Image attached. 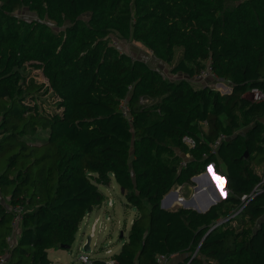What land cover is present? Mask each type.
Wrapping results in <instances>:
<instances>
[{"label":"trees","instance_id":"16d2710c","mask_svg":"<svg viewBox=\"0 0 264 264\" xmlns=\"http://www.w3.org/2000/svg\"><path fill=\"white\" fill-rule=\"evenodd\" d=\"M111 36L142 44L167 75ZM206 66L230 94L197 86ZM251 89L264 94V0H0V257L51 264L48 251L73 244L104 203L98 187L115 182L137 215L114 264H264V101L246 98ZM47 94L57 111L39 107ZM209 164L225 199L204 213L160 207ZM15 205L22 222L9 247Z\"/></svg>","mask_w":264,"mask_h":264},{"label":"rangeland","instance_id":"374dc122","mask_svg":"<svg viewBox=\"0 0 264 264\" xmlns=\"http://www.w3.org/2000/svg\"><path fill=\"white\" fill-rule=\"evenodd\" d=\"M15 15L27 21L36 19V16L32 12H29L25 9H20L16 11ZM111 38V45L116 47L119 51L124 52L130 55L131 57L141 59L148 63V65H150L151 67L157 66L158 60L152 57L148 50L142 44L133 42L127 43L125 41L118 40L113 36H111ZM175 59H177V52ZM172 65H170V67ZM160 67V70L161 72H163V75H167L168 67L167 69L166 67H164V65ZM25 69V75H27L28 77H32L38 83L47 84V81L43 77L41 71L36 69L33 70L27 67ZM176 77L177 76H167V78L170 79H178ZM203 82L210 83L212 87H215L216 92L220 95H228L231 93L230 87L227 83H225L224 81H219L213 78L211 75H209ZM201 84L202 83H198L197 86H203ZM245 97L249 100L252 99V94L250 93V91L245 94ZM54 100V98L47 94L43 95L37 101V103L39 104V107L41 109L45 110L48 113H52L57 111ZM27 103L31 105L32 102L27 101ZM181 157V159H184L185 154H181ZM256 172H258L261 177L263 176L261 169H256ZM221 173L222 172L220 171H215L212 167V164H209L206 167V171L204 172V174H200V176L198 175L199 177L196 176L198 177L197 180H193L194 177L191 179V185L174 187L162 199L163 203L160 202V207H163L162 209L169 211H174L179 208L201 211V209H203L201 208V206L207 208L210 205V197H214L216 200L218 199L217 203H219L221 200L224 199L225 196H227L226 193V195L224 193L220 194V189H223V176ZM196 188L200 190L196 192ZM259 188L262 190V186L258 187L257 190ZM98 189L102 192L105 197L104 203L101 205L100 208L95 209V213H93L91 219L88 222H86L87 220H85L80 224L75 240L69 249H62L57 251L50 250V252L48 251V258L51 261V264H80L78 263L77 258L80 254L86 253L83 250V246L85 245H83V242H86V239L89 235L90 244L89 251L87 252V254L92 259H101L105 261L108 257H112L114 254H117L119 252L120 247L122 246L124 240L127 237L130 222L137 215V210L133 206L128 205V203L120 192V188L115 184V182L111 183L108 187L99 186ZM174 191L176 192L179 198L183 199L184 202L182 204L176 202V200L173 198V194L170 195V193ZM195 192L198 193L197 196L195 195ZM192 202L194 203L196 208H194ZM236 214H233L232 218ZM94 217L98 218L92 221ZM233 225H235V223ZM8 246L11 247L12 244H8ZM107 251L109 252L105 254V252Z\"/></svg>","mask_w":264,"mask_h":264},{"label":"built area","instance_id":"2783aa9c","mask_svg":"<svg viewBox=\"0 0 264 264\" xmlns=\"http://www.w3.org/2000/svg\"><path fill=\"white\" fill-rule=\"evenodd\" d=\"M209 75H211L213 78L214 75L211 74L210 71V67L206 66L205 69L201 70L198 74H196L193 79L194 81H196V83H201L202 81H204ZM216 79V78H215ZM250 93L252 94V99L251 101L254 102H262L264 101V94L261 93L260 91H258L257 89H251ZM140 103H146L145 100H140ZM118 109L121 112L122 116L128 120L131 119L130 117V111H129V107L127 104L126 100H121L119 102L118 105ZM225 138L224 135H221L213 144H212V150H215V148L221 143V141ZM183 143L187 146L188 149H192L195 146V141L192 140L191 138H187L184 137L182 139ZM187 158H189V154L186 153L185 154V158L183 160H181L180 162V167H184L186 164V161L188 160ZM213 167V164H212ZM212 171V170H211ZM204 174V173H202ZM223 190H226L225 185L222 189V193ZM256 193L257 192H261L259 190H257V188L254 190ZM225 194V193H224ZM226 194H227V190H226ZM225 194V195H226ZM226 198V196L224 197V199ZM245 199V197H244ZM243 200V198H242ZM3 203V198L0 195V204ZM7 210L11 213L12 215V221H11V227H12V232L10 233V235L6 238V241L11 244V242L13 243L14 239H15V235L18 233V229L20 226V223L22 222V208L19 205H15V206H9L7 208ZM220 224V223H219ZM13 239V241H12ZM109 251L105 252L108 253ZM7 261V255H3L0 257V264H5V262ZM78 263L80 264H94L93 263V259L86 253L80 254L77 258ZM169 261V259L165 256H159L157 258V262L160 264H167V262ZM104 264H114V260L112 257H108L107 260L104 261Z\"/></svg>","mask_w":264,"mask_h":264},{"label":"water","instance_id":"95a60500","mask_svg":"<svg viewBox=\"0 0 264 264\" xmlns=\"http://www.w3.org/2000/svg\"><path fill=\"white\" fill-rule=\"evenodd\" d=\"M200 176V175H199ZM198 176V177H199ZM198 177H194L193 178V180H197L198 179ZM224 185H225V179L224 178H222V187H224ZM196 190V192H198L200 189H195ZM120 192L121 193H123V189L122 188H120ZM223 193H226V190H223ZM171 194H173V198L174 199H177V194H176V192L174 191V192H171L170 193V195ZM218 200V199H217ZM161 203H163V201L161 200ZM217 203V201L216 202H214V203H210V205L207 207V208H204V209H201V211H197V212H200V213H204V212H206V211H208L209 210V208H211L212 206H214L215 204ZM192 205L194 206V208H196V206L194 205V203L192 202ZM163 208V207H162ZM89 244H90V235L87 237V239H86V242H85V245L83 246V250H84V252H88L89 251ZM63 249H65V250H67V249H69L70 247L69 246H65V247H62Z\"/></svg>","mask_w":264,"mask_h":264},{"label":"crops","instance_id":"0c3cea01","mask_svg":"<svg viewBox=\"0 0 264 264\" xmlns=\"http://www.w3.org/2000/svg\"><path fill=\"white\" fill-rule=\"evenodd\" d=\"M151 55V54H150ZM152 56V55H151ZM153 57V56H152ZM157 60V59H156ZM164 65V67H166V65L165 64H163V63H161L159 60L157 61V66H163ZM157 66H155V67H157ZM163 73V72H162ZM202 84L201 85H203V86H210V87H212V85L210 84V83H208V82H201ZM225 86V85H224ZM226 87V86H225ZM230 87V86H229ZM212 89L214 90V91H216L215 90V87H212ZM230 91H232V89H231V87H230ZM203 192V191H202ZM196 196L198 195V193H196L195 194ZM177 200V199H176ZM171 201V200H170ZM93 213H95V210H93V212H91L90 214H88L85 218H84V220L82 221V222H84L85 220H87L86 222H88L90 219H91V217H92V215H93ZM96 218H98V217H94L93 218V220L92 221H94ZM133 220V219H132ZM131 220V221H132ZM130 224H131V222H130ZM87 226V225H86ZM18 231H19V229H18ZM83 234H84V232H83ZM85 244V242H83V245ZM57 251V250H56ZM49 252H50V250H49ZM49 252H48V254H49ZM49 257V256H48ZM180 260H179V257H176V258H173L172 260H170L169 262H167V264H176L177 262H179Z\"/></svg>","mask_w":264,"mask_h":264},{"label":"bare ground","instance_id":"6f19581e","mask_svg":"<svg viewBox=\"0 0 264 264\" xmlns=\"http://www.w3.org/2000/svg\"><path fill=\"white\" fill-rule=\"evenodd\" d=\"M211 172V171H210ZM205 185V184H204ZM206 186V185H205ZM199 187V186H198ZM205 189V188H204ZM196 193V192H195ZM222 193V190L220 189V194ZM176 200V199H175ZM210 202H212V203H214V202H216L217 200L214 198V197H210ZM220 200V199H219ZM176 202H178V203H180V204H182L184 201H183V199H181V198H179L178 196H177V200H176ZM204 203V202H203ZM202 204V203H201ZM198 205V204H197ZM206 205V204H205ZM201 208H205L204 206L202 207L201 206ZM200 209V208H199Z\"/></svg>","mask_w":264,"mask_h":264},{"label":"snow or ice","instance_id":"6c2138e0","mask_svg":"<svg viewBox=\"0 0 264 264\" xmlns=\"http://www.w3.org/2000/svg\"><path fill=\"white\" fill-rule=\"evenodd\" d=\"M223 194V193H222Z\"/></svg>","mask_w":264,"mask_h":264}]
</instances>
